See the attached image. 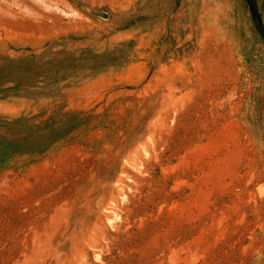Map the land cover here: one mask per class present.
Wrapping results in <instances>:
<instances>
[{
    "label": "rangeland",
    "instance_id": "374dc122",
    "mask_svg": "<svg viewBox=\"0 0 264 264\" xmlns=\"http://www.w3.org/2000/svg\"><path fill=\"white\" fill-rule=\"evenodd\" d=\"M251 2L0 0V264H264Z\"/></svg>",
    "mask_w": 264,
    "mask_h": 264
},
{
    "label": "trees",
    "instance_id": "16d2710c",
    "mask_svg": "<svg viewBox=\"0 0 264 264\" xmlns=\"http://www.w3.org/2000/svg\"><path fill=\"white\" fill-rule=\"evenodd\" d=\"M249 1V3L251 4L252 2V0H248ZM107 57V56H103V55H101V60L102 61H104V59ZM26 60V59H25ZM27 61L28 62H30V63H32V66L33 67H38L36 64H34L33 63V61H35L34 60V58H29V59H27ZM7 69V67H2L1 69H0V74H2L5 70ZM33 73H34V76L33 75H30V76H28V77H24L25 78V80L26 81H31V80H36L37 79V77H39V75L37 74V73H35V71H33ZM36 76V77H35ZM17 79H20V82L22 81V79L20 78V77H13L12 79H8V80H13L14 82L15 81H17ZM17 87H19V82L17 83ZM67 131H65L64 132V134L66 133ZM63 135V134H62ZM2 151L3 150H1L0 151V154H2ZM0 158H1V155H0Z\"/></svg>",
    "mask_w": 264,
    "mask_h": 264
},
{
    "label": "bare ground",
    "instance_id": "6f19581e",
    "mask_svg": "<svg viewBox=\"0 0 264 264\" xmlns=\"http://www.w3.org/2000/svg\"><path fill=\"white\" fill-rule=\"evenodd\" d=\"M125 197V196H124ZM120 218V214H118V212H116L115 210H111L110 215L107 216V222L108 225L112 228L114 227V223L119 220Z\"/></svg>",
    "mask_w": 264,
    "mask_h": 264
}]
</instances>
